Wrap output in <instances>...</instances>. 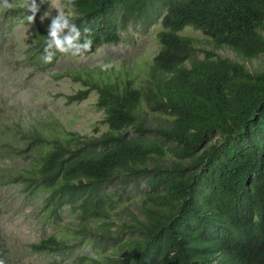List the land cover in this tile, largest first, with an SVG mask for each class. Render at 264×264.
Listing matches in <instances>:
<instances>
[{"label": "trees", "instance_id": "16d2710c", "mask_svg": "<svg viewBox=\"0 0 264 264\" xmlns=\"http://www.w3.org/2000/svg\"><path fill=\"white\" fill-rule=\"evenodd\" d=\"M48 1L36 0V18ZM13 2L0 11L5 87L12 76L17 85L19 67L28 84L63 56L41 59L47 28L28 23L31 13ZM71 8L82 34L90 29L85 55L120 43L126 26L146 30L159 18L160 46L142 88L90 68L58 76L82 86L68 103L97 93L108 127L97 136L0 93V193L37 199L52 225L63 212L72 217L63 234L27 247L65 253L91 241L93 255L69 264H264V0H73ZM18 25H30L23 48L7 38ZM186 27L209 39L181 35ZM225 48L234 59L218 53ZM127 191L138 194L118 212ZM0 259L34 264L12 259L1 239Z\"/></svg>", "mask_w": 264, "mask_h": 264}, {"label": "rangeland", "instance_id": "374dc122", "mask_svg": "<svg viewBox=\"0 0 264 264\" xmlns=\"http://www.w3.org/2000/svg\"><path fill=\"white\" fill-rule=\"evenodd\" d=\"M60 3L66 5L67 0H60ZM49 11L50 0L32 25L48 29L50 17H45L43 20L41 17ZM64 11H71L72 16L74 15L72 8L65 7ZM50 14L55 16L57 11L51 9ZM160 19L146 30L141 28L139 23L126 26L120 32L122 38L120 43L102 46L91 55H84V57L63 55L52 68L40 73L28 84L27 71H23V68L19 67L17 85H13L12 82L15 78L12 76L8 80V87L0 85V93L11 103L19 104V107L24 111L33 114L50 112L66 129L97 136L108 130L107 125L102 123L103 111L96 107L97 93L92 91L85 100L68 103L66 96L81 89L82 86L66 76H58L81 68H90L104 72V76L105 72H110L111 79L116 76H120V78H124V75L130 76L134 78L137 88L144 87V71L147 70V64L153 60L160 46L157 40V33L161 30ZM29 30L30 25H18L7 35V38L8 40L9 37L12 38L11 44L14 47L23 48L28 45ZM180 34L199 39L202 42L209 39L192 27L184 28ZM11 44H6L7 51L11 50ZM218 53L231 59L235 58L234 53L227 48L218 51ZM261 61L260 59L252 60L251 64L256 66ZM100 64H111L113 67L102 71L99 67ZM129 192L123 194V201L117 209L118 212L128 208L134 194H138L137 191ZM38 206L37 199L27 201V199L21 198L14 188H7L0 193V239L9 248L12 259L34 264L51 262L69 264L80 256L93 255L92 246L89 245L91 241L65 253L39 254L31 252L27 247L28 244L39 241L41 237L49 233L63 234L65 228L62 226L70 224L72 221V217L67 212H63L61 222L52 225L41 217Z\"/></svg>", "mask_w": 264, "mask_h": 264}, {"label": "clouds", "instance_id": "9594fccd", "mask_svg": "<svg viewBox=\"0 0 264 264\" xmlns=\"http://www.w3.org/2000/svg\"><path fill=\"white\" fill-rule=\"evenodd\" d=\"M72 4L73 0H67L66 5H62L60 0H50V11L41 17L42 20L45 17H50L47 39L41 56L45 63H51L57 53L72 57H84L85 53L92 49L93 40L87 35L90 29L85 27L82 34L81 29L72 21L71 11H64L65 7L71 9ZM13 7H15L13 0H0V11L11 10ZM19 7L25 9L26 13H31V15H26L25 19L32 24L39 10L36 0H20ZM51 9H55L57 15L51 16ZM99 67L102 71H107L113 65L100 64ZM0 264H5L3 259H0Z\"/></svg>", "mask_w": 264, "mask_h": 264}]
</instances>
